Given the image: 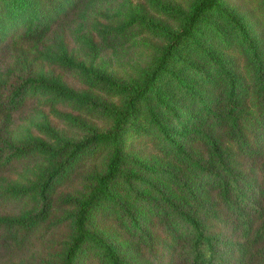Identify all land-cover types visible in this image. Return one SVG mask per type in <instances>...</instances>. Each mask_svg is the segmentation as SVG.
<instances>
[{"label": "rangeland", "instance_id": "rangeland-1", "mask_svg": "<svg viewBox=\"0 0 264 264\" xmlns=\"http://www.w3.org/2000/svg\"><path fill=\"white\" fill-rule=\"evenodd\" d=\"M27 1L38 10L36 24L0 44V161L15 150L21 154L0 173V191L32 187L37 193L53 170L58 173L45 198L32 191L1 207V215L29 210L45 217L32 244L0 237V264H60L75 213L93 193L112 152L104 144L71 155L74 145L113 129L115 112L152 75L200 0H82L65 16L54 15L47 0ZM220 1L246 33L229 18L208 13V25L195 35L222 58L235 82L233 94L229 78L202 51L188 41L176 43L166 65L190 86L157 72L155 84L174 112L159 105L152 89L146 93L121 136V169L134 177H117L110 184L112 201L101 200L89 212L86 228L117 246L130 264H186L172 254L174 247L167 249L166 225L178 233V219L164 198L208 222L209 211L220 210L216 192L225 170L255 202L256 193L264 192V0ZM150 23L170 35L155 32ZM40 78L56 79L72 97L49 101L48 95H28V84ZM147 104L163 124L190 129L179 139L184 153L148 120ZM90 248L85 245L78 264H100Z\"/></svg>", "mask_w": 264, "mask_h": 264}, {"label": "trees", "instance_id": "trees-1", "mask_svg": "<svg viewBox=\"0 0 264 264\" xmlns=\"http://www.w3.org/2000/svg\"><path fill=\"white\" fill-rule=\"evenodd\" d=\"M81 1L47 0V3L48 8H50L54 15L63 14L65 16L74 7H77ZM208 13L229 18L236 24L242 34L246 33L243 24L230 11L224 8L220 0H200L195 4L191 10V14L187 17L185 29L178 34L172 35L174 39L161 56L152 75L144 80L142 86L132 89L131 96L127 100L126 108L115 112L113 129L106 133H96L92 137L74 145L71 155L82 150L84 146L89 147L104 144L111 145L112 152L107 160L105 172L96 180L93 193L80 203L79 209L75 213L73 237L64 252L60 264H78L77 262L84 254L83 250L87 244L95 251L94 258L100 264H130L119 256L117 246L86 228V222L88 221V215L91 209L98 206L102 201H112L110 184L117 177H124L127 181H130L128 177H134L128 176L121 169V164L125 159L120 149L121 136L126 122L136 114V106L145 99L146 93L152 89L159 105L174 112L163 89L155 84L154 78L157 72H168L174 76L179 84L185 87L190 86L187 81L176 72L169 70L166 65L170 51L175 53L178 48L174 46L176 43L182 45L188 41L189 43H193L196 49L202 51L229 78L230 95L233 94L232 87L235 82L222 58L210 49L204 48L200 43L199 37L195 35L203 24L204 26L208 25ZM37 18V8L27 0H6L5 6L0 4V44L4 43L12 33L19 34L25 32L28 28H33ZM148 25L159 34L170 35L159 25H154V23ZM42 50L41 53L45 56ZM253 53L256 55L255 48ZM105 81L111 86H116L110 80L106 79ZM26 92H28V95H48L49 101L72 97L68 89L56 79L45 80L44 78H40L34 82L31 81L26 88ZM17 93L18 91L15 92V94ZM146 115L168 145L175 147L179 153H184L185 150L179 143V139L188 135L190 129L184 124H181L180 127H169L163 124L155 107L148 104ZM211 146L215 147V143L212 141ZM20 156L21 154L17 150L8 154L6 159L0 161V173L6 171L9 168L7 165ZM140 165L148 170L156 169L151 165ZM57 171L58 168L57 170H53L41 182L37 193L32 187H9L0 191V209L3 205H6L8 199L21 197L32 191L34 192V197L39 196L40 198H45L50 179L52 175L58 173ZM225 171V174L218 179L216 192L220 203V210L209 211L207 215L208 222L191 216L184 212L177 204L168 198H164L178 219V233L168 228L167 225L165 230L169 233L171 243L167 249L169 250V248L172 249L174 247L175 250L172 254L178 258L179 262L186 264H264V192L261 190L260 193H256L258 199L255 202L256 198L254 196L248 198L240 190L237 178L233 176L232 172L229 170ZM261 175L264 179V170H262ZM140 179L144 181L142 178ZM146 182L149 183L148 181ZM192 196L196 199V196L193 194ZM197 205L199 207L202 206L200 203H197ZM42 212L32 214L29 210H25L14 215L0 214V237L5 241L24 240L26 243L32 244L33 238L31 239V236L41 226L42 217H45ZM131 221H136V218L132 216ZM220 234L223 238L218 237Z\"/></svg>", "mask_w": 264, "mask_h": 264}]
</instances>
